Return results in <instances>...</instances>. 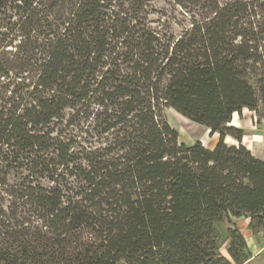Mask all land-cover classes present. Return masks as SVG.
<instances>
[{"label":"trees","instance_id":"obj_1","mask_svg":"<svg viewBox=\"0 0 264 264\" xmlns=\"http://www.w3.org/2000/svg\"><path fill=\"white\" fill-rule=\"evenodd\" d=\"M154 1L0 0V264L250 263L264 160L231 122H264V0H173L179 34Z\"/></svg>","mask_w":264,"mask_h":264},{"label":"rangeland","instance_id":"obj_2","mask_svg":"<svg viewBox=\"0 0 264 264\" xmlns=\"http://www.w3.org/2000/svg\"><path fill=\"white\" fill-rule=\"evenodd\" d=\"M152 6L155 12L151 17L152 21L163 20L167 26L171 27L173 33L179 34L181 32L186 21V10L173 0H155ZM156 26L158 27V25ZM165 115L167 122L177 131L180 143L190 146L197 141L202 142L204 146L210 149L217 145L219 134H211L209 129L196 125L173 109H167ZM231 125L242 130V144L250 149L257 158L264 160V122L258 121L257 113L245 108L241 113H236L233 116ZM226 142L229 145L237 144V141L230 137L226 139ZM233 223L245 237L251 257L258 251L260 253L259 249L264 246V236H256L252 233L248 219H234ZM216 227L220 233L218 241L220 251L223 255L228 256L229 238L227 230L229 224H218Z\"/></svg>","mask_w":264,"mask_h":264},{"label":"crops","instance_id":"obj_3","mask_svg":"<svg viewBox=\"0 0 264 264\" xmlns=\"http://www.w3.org/2000/svg\"><path fill=\"white\" fill-rule=\"evenodd\" d=\"M195 142H197V141H195ZM259 250H260V253H259V251L257 253H255L253 255V257L251 258L249 264H264V246H262V248Z\"/></svg>","mask_w":264,"mask_h":264}]
</instances>
